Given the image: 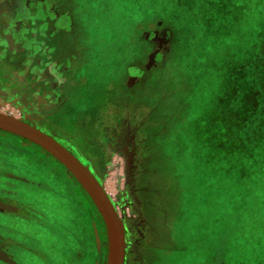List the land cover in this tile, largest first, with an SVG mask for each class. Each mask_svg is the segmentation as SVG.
<instances>
[{
    "label": "rangeland",
    "instance_id": "obj_1",
    "mask_svg": "<svg viewBox=\"0 0 264 264\" xmlns=\"http://www.w3.org/2000/svg\"><path fill=\"white\" fill-rule=\"evenodd\" d=\"M66 1L76 28L67 48L82 56L56 52L35 66L24 48L1 51L0 111L51 135L90 169L122 220L129 260L136 244L152 241L132 234L154 209L176 216L177 247L160 264H264V146L246 156L234 140L235 102L249 85L242 74L256 84L264 67V0H184L177 17L159 0ZM46 10L32 15L35 40ZM9 27L22 38V21ZM141 27L163 28L158 50L169 56H147ZM57 64L77 79L65 80L62 100ZM256 96L250 90L249 112ZM88 196L46 150L0 131V212L47 216V226L31 220L21 230L37 236L50 264H106L107 228Z\"/></svg>",
    "mask_w": 264,
    "mask_h": 264
},
{
    "label": "flooded vegetation",
    "instance_id": "obj_2",
    "mask_svg": "<svg viewBox=\"0 0 264 264\" xmlns=\"http://www.w3.org/2000/svg\"><path fill=\"white\" fill-rule=\"evenodd\" d=\"M0 4L3 5L6 13L4 17H0V22H5L3 30L0 31V52L5 51L19 54L21 49L24 48L25 56H29L30 54L35 56L33 60V65L35 66L38 65L37 60L39 57L53 56V54L56 52L64 59H69V57H71L77 60L78 57L80 58V56H82L81 53L79 54V52H76L75 50L72 52L71 48H67L70 42L73 43V31L76 28L73 21L74 19L72 12L70 11V4L66 0H0ZM45 8H47V10L44 16L38 17L37 15L40 23L44 24L45 26V29L41 30L43 38L41 40H35L33 37L36 26H31L34 19L32 15L39 14ZM20 21H22L25 25L24 34L22 38L18 37L13 39V36L15 35H12L14 28L9 26L13 24L15 25L16 22ZM162 31L163 28H153L150 34L154 35L156 32H158V36L162 37ZM53 40H57L58 45H53ZM162 41L164 42V39ZM33 42H35V44H33ZM32 46H39V49L34 51L32 50ZM164 46L166 45L164 44ZM162 51L164 50L162 49ZM45 62H49V59H45ZM65 69H67L66 66L62 67L59 64L56 66L57 75L59 76V81L62 86L59 93L57 94V97H59L58 99L61 100L63 99L62 97L66 92L65 80H67L69 77L71 78L70 80L76 79L75 75L67 74ZM75 71H80L79 65L75 68ZM32 92L34 93L33 90ZM39 95L42 96L41 92ZM6 133L15 135L9 132ZM17 137L23 139L20 136ZM23 141L29 142L26 139H23ZM142 198L144 199V197ZM2 199L5 203L17 206L16 203L7 199L6 196L4 198L2 197ZM146 214L148 217H150L147 225L140 229L136 227L135 233H133L134 227H131V231L133 233L132 236H135L136 240H138L140 237L141 240H143L145 235H140L139 233L144 232L147 233L149 238H152V241H146L145 239L144 241L139 242L140 244H136L131 249V255H129L131 260L128 259V254H126L124 264H157L158 248L155 246V244L161 229L160 227H157L156 220L160 217L167 216L170 213H159L154 209H148ZM33 216L22 213L19 211V209H17V212L15 211V213L0 212V264H28L30 259L36 261L39 264L51 263L47 251L44 254V252H41L38 248L43 247L41 246L40 242L36 241L35 237L37 236L32 234L31 231L30 234L22 233L24 232L21 230L22 226L25 224L31 225V220H33V224L37 223L41 226L48 225L46 222L48 218L45 214L36 213ZM10 260H13V262Z\"/></svg>",
    "mask_w": 264,
    "mask_h": 264
},
{
    "label": "water",
    "instance_id": "obj_3",
    "mask_svg": "<svg viewBox=\"0 0 264 264\" xmlns=\"http://www.w3.org/2000/svg\"><path fill=\"white\" fill-rule=\"evenodd\" d=\"M0 130L20 136L40 146L77 179L105 222L109 237L106 264H124L126 239L122 220L114 203L90 169L54 137L11 114L0 111Z\"/></svg>",
    "mask_w": 264,
    "mask_h": 264
},
{
    "label": "trees",
    "instance_id": "obj_4",
    "mask_svg": "<svg viewBox=\"0 0 264 264\" xmlns=\"http://www.w3.org/2000/svg\"><path fill=\"white\" fill-rule=\"evenodd\" d=\"M164 2L166 5V8L169 9V13H171V16H173L172 14H176V17H177V13L180 10L187 7V2H185L184 0H165V1L159 0V5L160 3H164ZM159 12L161 15L160 18L163 19V17H166V14L161 13V10H159ZM166 20H167V17H166ZM259 68L261 69L259 71L260 73L257 74L258 76L256 78L257 80L256 84L255 83L251 84V76L248 77V75L242 74L243 79L245 78L247 80L249 79V85L244 86L241 92L243 96H241V99L239 101L235 102V107L238 108L239 110L238 114L241 119L238 121V125H239L238 133L234 136V140L236 139V141H239V145H240L239 147H241V149L245 151L246 156L250 155L249 152L247 151L249 150H252L253 152L261 151L262 146H264V67L263 65H259ZM250 90H251V94L254 90H256L257 95H258L256 96V98L258 99V103L257 105H255V108L251 109V112H249V107L247 106V103L250 97ZM250 115H251V122H250L251 124L248 123L250 124L248 126L247 118ZM215 120L216 119L214 117V120H212V122L214 123ZM207 126H210V124L207 123ZM254 158L256 157L254 156ZM89 199L91 200L90 197ZM254 242L256 243V239H254ZM261 244H264V243H261ZM49 260H51V257H49ZM219 260L221 259H218V261ZM211 264H215V263H211ZM224 264H227V263L224 262Z\"/></svg>",
    "mask_w": 264,
    "mask_h": 264
},
{
    "label": "crops",
    "instance_id": "obj_5",
    "mask_svg": "<svg viewBox=\"0 0 264 264\" xmlns=\"http://www.w3.org/2000/svg\"><path fill=\"white\" fill-rule=\"evenodd\" d=\"M151 30L152 29H144L143 27H141L140 29L143 40H145V42L150 44V51L148 52L147 56H157V54H160L161 56H169L170 49H166V50L164 49V51L158 50L160 43L157 42V37H159L161 40H163V37L158 36L157 32L156 34L153 33L154 35L150 34ZM131 65L127 67L131 68ZM175 217H176L175 214L174 215L169 214L167 216L160 217L156 220L157 227H160L161 229L159 232V236H157V242L155 244V246L158 248L157 249V264H160L162 260L166 257V255L170 254V252L176 250L175 249L177 247L176 239L172 235ZM212 261L213 260L210 259L205 264H211L213 263ZM220 263L224 264L223 261H221Z\"/></svg>",
    "mask_w": 264,
    "mask_h": 264
}]
</instances>
